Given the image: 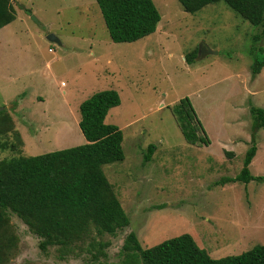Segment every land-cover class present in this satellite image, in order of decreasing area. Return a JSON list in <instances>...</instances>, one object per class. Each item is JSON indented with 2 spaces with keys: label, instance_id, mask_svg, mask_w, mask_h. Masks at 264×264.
I'll use <instances>...</instances> for the list:
<instances>
[{
  "label": "rangeland",
  "instance_id": "374dc122",
  "mask_svg": "<svg viewBox=\"0 0 264 264\" xmlns=\"http://www.w3.org/2000/svg\"><path fill=\"white\" fill-rule=\"evenodd\" d=\"M153 1L162 16L156 33L121 44L111 40L96 0L13 1L17 18L0 30V109L25 145L6 122L0 161L86 144L81 103L115 90L121 105L106 123L122 130L126 158L103 171L130 226L114 237L94 230L70 250L44 253L39 238L12 216L17 244L6 264H96L88 246L93 240L109 243L103 264L118 263L131 232L145 249L190 234L216 259L264 245V182L216 185L242 170L253 140L250 109H264V69L254 79L251 73L258 31L224 3L190 14L178 0ZM201 45L218 55L197 56L189 65L185 57ZM185 97L211 140L208 147L190 145L182 135L171 108ZM256 143L250 170L264 177V129ZM150 145L156 152L145 164Z\"/></svg>",
  "mask_w": 264,
  "mask_h": 264
},
{
  "label": "trees",
  "instance_id": "16d2710c",
  "mask_svg": "<svg viewBox=\"0 0 264 264\" xmlns=\"http://www.w3.org/2000/svg\"><path fill=\"white\" fill-rule=\"evenodd\" d=\"M13 1L0 0V30L17 18ZM96 1L109 36L117 44L134 43L156 33L162 20L153 0ZM178 1L190 14H196L211 4L224 3L257 29L250 49L251 73L253 79L261 74L264 69V0ZM198 52L199 48L185 57L189 65L195 62ZM120 105L121 97L117 91L97 92L80 105L79 127L86 144L0 161V264H6L8 249L17 244L12 216L19 218L39 238V249L44 253L51 247L70 250L76 241L91 238L94 230L99 236L108 234L114 237L130 226L129 216L103 171L104 166L126 158L122 130L106 123L110 111ZM3 110L0 111V126L6 127V122L10 123V132L19 140L17 142L25 145L21 134L14 128L12 117L2 119L6 113ZM171 110L188 144L199 147L211 145L189 97L181 99ZM250 113L253 140L243 168L236 177L216 182L217 186L264 182L263 176L256 177L250 170L258 151L256 134L264 129V109L251 107ZM8 146L7 143L1 145L3 149ZM155 152L156 146L150 145L144 157L145 164L151 161ZM228 154L232 156L233 153ZM88 246L96 264H103L100 258L107 257L105 250L109 243L93 240ZM119 256V262L113 264H264V245H257L240 255L216 259L199 247L190 234L145 249L138 236L131 232Z\"/></svg>",
  "mask_w": 264,
  "mask_h": 264
},
{
  "label": "water",
  "instance_id": "95a60500",
  "mask_svg": "<svg viewBox=\"0 0 264 264\" xmlns=\"http://www.w3.org/2000/svg\"><path fill=\"white\" fill-rule=\"evenodd\" d=\"M34 19L37 21L36 18ZM48 40L53 43L61 44L60 40L55 35H49ZM209 54L218 55V52L210 50L206 45H201L198 52V59H200L201 57H206ZM2 110L3 109H0V111Z\"/></svg>",
  "mask_w": 264,
  "mask_h": 264
}]
</instances>
